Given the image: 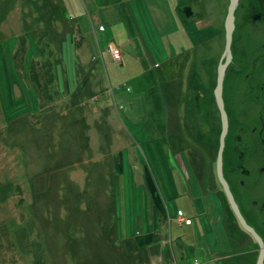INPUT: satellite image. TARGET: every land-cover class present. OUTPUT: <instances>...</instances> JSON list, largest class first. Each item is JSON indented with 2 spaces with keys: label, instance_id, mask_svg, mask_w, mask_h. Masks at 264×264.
<instances>
[{
  "label": "rangeland",
  "instance_id": "obj_1",
  "mask_svg": "<svg viewBox=\"0 0 264 264\" xmlns=\"http://www.w3.org/2000/svg\"><path fill=\"white\" fill-rule=\"evenodd\" d=\"M175 1L0 0V264H160L151 249L154 259L140 258L138 238L166 245L178 264H238L248 254L256 264L259 244L229 202L222 203L223 224H203L207 214L192 210V226L176 225L201 192H190L184 178H192L178 174L175 162L196 169L190 145L211 141L203 135L209 121L219 134L218 66H209L222 39L209 33L174 41ZM186 3L191 20L201 13L217 26L227 0ZM249 8L236 10L222 82L231 145L239 126L254 146L264 135V25L246 20ZM110 41L124 43L121 59L109 54ZM203 98L214 104H203L206 120L202 108L183 109ZM179 138L191 143L187 149L175 146ZM208 154L201 150L205 166ZM259 189L244 192L242 183L231 193L264 247V185ZM215 198L207 193L204 203L221 218ZM182 247L185 258L176 251Z\"/></svg>",
  "mask_w": 264,
  "mask_h": 264
},
{
  "label": "bare ground",
  "instance_id": "obj_2",
  "mask_svg": "<svg viewBox=\"0 0 264 264\" xmlns=\"http://www.w3.org/2000/svg\"><path fill=\"white\" fill-rule=\"evenodd\" d=\"M187 0H184L181 4V6H179L178 10H174L173 12H176L178 17H179V32H182L183 38L185 41H190L193 37L198 41L200 40V36L201 35H206L207 38H209L208 36H210L209 33H213L216 34V37L222 39V46L220 48L219 53L217 54L218 56L216 58H214L215 60L212 61L211 65L209 66L210 68L218 66L219 62H220V58L221 55L224 52L225 49V20L227 17V13H228V6L230 3V0H227V5L225 8V12L223 14V16L221 18H218L216 20L218 21L217 26L214 25L213 19H208L207 17H203L202 18V14L199 13V16H197L196 20H191L190 18L195 16L194 11L192 9L191 6H189L188 3H186ZM258 3H252V0L248 1V0H238L235 8L233 10V20L232 22L234 23V29L232 31L231 34V45H230V50L232 47V42H233V32L235 30V13L236 10H238V8H242L243 11H245L247 9V6H249V11L245 12V17L246 20L249 21L252 24L255 25H260V21L262 22L261 24L264 25V5L261 4L263 0H258ZM177 0L175 1L176 4ZM241 2L243 5H241ZM179 3V2H178ZM186 3V4H185ZM187 20H185V18H187ZM206 20V21H205ZM199 21H203L202 23H200ZM208 21V22H207ZM204 25V26H203ZM198 26H203L206 27V31L205 29L199 30ZM213 28V29H212ZM105 27L100 23V25H98V30L100 31H104ZM212 29V31H211ZM263 31L264 28L262 27ZM174 41L180 40L177 38H173ZM264 41V40H263ZM108 51L109 54L112 56V58L114 60L115 57H117V59H121V50L119 48V46L117 45H109L108 46ZM231 54H232V50H231ZM224 62V60H222V63ZM232 63V55H231V61L228 63L227 68H229L231 66ZM157 65V64H156ZM195 102V104L193 103V106H187L184 105L183 109L188 110L191 109L193 114H196L195 112V107L197 108H202L203 104H208V107H214V104L212 102V100L210 99H204L203 100H198L195 99L193 100ZM201 101H203L201 103ZM217 107V104H215ZM218 108V107H217ZM214 116L213 118L216 121L220 122V128L219 130V134L215 135V131L216 129H211L210 126L211 125H217V123H213L214 121L210 122L209 120V127L206 125L205 126V131L203 132L205 136L211 135L213 138L211 139L210 142H205L202 145L199 144H195V145H190V149L189 151H191V153L194 156V160L196 163V169H192V167H190V163L188 166H186L185 164L182 163H178L175 162V167L176 170L178 172V174H183L184 172H187L185 176H193L195 178L196 181V188L195 186L193 187V190L196 192V190H199V192H201L199 194V197L197 198V200L203 201L205 195L207 194V189H210L212 187H216V189H223V185L220 182V178L218 176V169H216V162L217 159L219 158V148H220V141H219V137L221 135L222 132V116L219 112L214 111L213 112ZM227 114V113H226ZM205 112H204V108H202V110L200 111L199 117H202L205 119ZM197 118V117H195ZM226 127H225V131H224V143L222 146V149L220 151L221 153V159H220V168L222 171V176L224 179V183L227 184L228 189L232 192V186L236 188V184H238V186L240 187V181L242 180L246 190L244 192H248V191H253L254 193H256L257 195L260 194V187H262L264 185V139L259 140V142L255 145V152H254V160L252 159L251 155H247V153L245 152L246 150H253V148H243L240 150L235 151V144L233 142V144L231 145L230 141L228 140V136L229 134L233 131V128L231 127V123H230V118L229 115H226ZM201 120V119H199ZM206 120V119H205ZM202 121V120H201ZM182 124H190L189 125V129L191 130L192 125L189 121H183L181 120ZM168 129H172V127L168 128ZM244 130L243 127L239 126L237 129H235V133L237 134V136L239 137V139L241 140H245L247 137H245V135H241L238 131ZM264 132V130H263ZM82 132L79 131V134H81ZM170 136V135H169ZM177 138V137H174ZM218 138V139H217ZM174 140V139H173ZM178 144V145H177ZM187 144H191L190 142L184 140V139H178L176 141V147L178 149H181L182 151L184 149H187V147L185 145ZM201 150H207L208 151V156L210 155V158L208 160V162L206 163V166L204 165V156L201 155ZM237 154H242V159L239 160L237 159ZM234 154V157L232 158V160L230 161L232 155ZM170 162L174 161L173 157L170 158ZM210 163H214V172H212L213 170H211L209 165ZM203 165L204 170H209L207 171L208 173L211 174L210 178L207 176L206 171L200 172L199 170V165ZM228 166V168H227ZM187 169L188 167H190L189 171H184L185 168ZM195 173V174H194ZM200 176H205L207 178L206 181H202V178ZM180 178H184L181 175H179ZM236 182V184H235ZM219 185V186H218ZM149 186V185H148ZM237 190V189H236ZM191 192V191H190ZM205 193V194H203ZM233 199L236 200L238 199L237 195L232 194ZM43 196H41L42 198ZM229 200H228V196L226 194L225 191L220 192V194L218 196H216L215 200L213 201V206L216 207L217 204H222V203H226L228 204ZM236 202V201H235ZM238 206V204H237ZM163 209V208H162ZM194 210L191 207H189V210H186V212L192 211ZM162 212V210H161ZM184 212V213H183ZM184 211V209H181V211L179 212V214H181L180 216H177L178 219L181 220L182 223H186V225L191 224V222L194 220L192 217H190L187 213ZM161 217H169L166 216L164 214H161ZM171 218V217H170ZM243 227V226H241ZM219 226L215 225L214 228H212V231L214 233H218L219 231ZM243 237V234H236L234 235V239L235 240H239ZM254 256V254H248L247 257L244 260H240L237 259L238 264H248L251 262V257ZM234 256H228L229 259L233 258ZM228 258H224L222 259L223 261L228 259ZM238 258V257H237ZM196 258H194L192 260V264H196ZM257 261V259H256ZM255 261V262H256ZM264 261V258H263ZM176 264L177 260H176Z\"/></svg>",
  "mask_w": 264,
  "mask_h": 264
},
{
  "label": "water",
  "instance_id": "obj_3",
  "mask_svg": "<svg viewBox=\"0 0 264 264\" xmlns=\"http://www.w3.org/2000/svg\"><path fill=\"white\" fill-rule=\"evenodd\" d=\"M238 0H230L229 6H228V13H227V17H226V22H225V49L223 54L221 55L220 58V62L218 64V68H217V80H216V86L214 88V98L217 104V107L219 109V113L222 116V132L221 135L219 137V141H220V148H219V155H218V159L216 162V169H218V176L220 178V182L222 183V187L223 190L226 192L227 196H228V200H229V204L230 207L232 208L234 214L237 216L238 220L240 221V223L243 225V227L248 230L249 232L252 233V235L255 237V239L257 240L258 244H259V252H258V256H257V261L256 264H263V258H264V247L263 244L259 238V236L255 233V231L248 226L244 219L241 216V213L238 209L237 203L235 202V200L233 199L232 193L231 191L228 189L227 184L224 183V179L222 176V171L220 168V159H221V149L224 143V131H225V127H226V112L224 110V104H223V97H222V82H223V77L224 74L226 72L228 63L231 61V50H230V45H231V34L232 31L234 29V23L232 22L233 20V10L235 8V5L237 3ZM222 60H224V62L222 63Z\"/></svg>",
  "mask_w": 264,
  "mask_h": 264
},
{
  "label": "crops",
  "instance_id": "obj_4",
  "mask_svg": "<svg viewBox=\"0 0 264 264\" xmlns=\"http://www.w3.org/2000/svg\"><path fill=\"white\" fill-rule=\"evenodd\" d=\"M184 0H177V2H176V4H174V6H175V8H174V10H178V8H179V6H181V4H182V2H183ZM179 2V3H178ZM55 10L54 9H51V8H49V10H48V12L49 13H51V12H54ZM204 26V25H203ZM203 26H198V28H199V30H202V29H205L206 27H203ZM105 30V29H104ZM205 31H206V29H205ZM172 34H174V33H176L175 34V36H177L178 37V39H180V38H182L183 37V35H182V32H179V29L178 28H175L172 32H171ZM220 36V35H219ZM203 38H207V36L206 35H201L200 36V39H203ZM128 40V39H127ZM127 42V41H126ZM111 44H113V45H117V46H119V47H122V45L124 44H119L118 42H115V41H110L109 43H108V46L109 45H111ZM182 152V151H181ZM180 155H181V153H180ZM173 158L174 159H177V154L176 155H173ZM192 169H194V168H192ZM195 174V173H194ZM210 176H211V174L209 173V178H210ZM184 177H186V176H184ZM189 178H192L191 180H188V179H186V178H184V181H189L188 182V188H189V190L191 191V192H195L194 190H193V187L195 186V188H196V181H195V178L193 177V176H189ZM145 183L147 184V185H149L148 184V182L147 181H145ZM194 185V186H193ZM209 190V191H208ZM207 193L208 194H212V195H215V196H218L220 193H219V189H216V187L214 186V187H212V188H210V189H207ZM218 193V194H217ZM203 194H205V193H203ZM217 194V195H216ZM199 197V195H197V194H194L193 193V196H192V208L196 211V212H198L199 214H201L202 216H204V215H206V218H205V220H204V222H203V224L204 223H207V224H209V222L210 221H213V222H215V223H221V224H223V222H224V217H223V214H224V209H223V206H222V204H217V210H220L219 211V215H220V217L221 218H219L218 216H216V213L215 212H213L212 211V214H211V212L210 211H207V210H211V209H208L207 208V204L206 203H204V199H203V201H200V200H197V198ZM187 213V212H186ZM187 214H190V213H187ZM190 216V215H189ZM170 218V217H169ZM225 221H227L228 223H231L230 222V220L228 219V220H226L225 219ZM194 224V220L191 222V224H189V225H186V224H184V223H182L181 225L180 224H176V225H179V226H185L186 228L187 227H190V226H192ZM204 233V232H203ZM138 251L139 252H143V254L141 255L140 253H139V256H140V258H144V259H147V258H151V259H154V258H152V257H149V254L147 253V251L149 250V249H151V250H153V251H155V253H156V256L155 257H159V259H160V264H176V255H174V256H172L171 254H169V252H168V250H167V247H166V245H164L162 248H160V246H156V247H154V246H145L146 244L145 243H142L141 242V239L139 240V238H138ZM184 247H182V248H180V249H176V251L179 253V256H180V258H185L184 257V255H185V253H184V249H183ZM174 259V260H173ZM251 259H253L252 257H251ZM251 262H252V260H251ZM250 262V263H251ZM250 263H248V264H250Z\"/></svg>",
  "mask_w": 264,
  "mask_h": 264
},
{
  "label": "flooded vegetation",
  "instance_id": "obj_5",
  "mask_svg": "<svg viewBox=\"0 0 264 264\" xmlns=\"http://www.w3.org/2000/svg\"><path fill=\"white\" fill-rule=\"evenodd\" d=\"M261 139H264V135H262V138H260V140ZM234 144H235V151L243 149V148H253V150H246L245 152L247 153V155H251L252 159L254 160V152H255V148L254 147L255 146L251 142L238 139L237 142H234ZM242 155H243V153L242 154H237L236 153L237 159L241 160L242 159ZM240 182H241L240 184L243 183L242 180Z\"/></svg>",
  "mask_w": 264,
  "mask_h": 264
},
{
  "label": "trees",
  "instance_id": "obj_6",
  "mask_svg": "<svg viewBox=\"0 0 264 264\" xmlns=\"http://www.w3.org/2000/svg\"><path fill=\"white\" fill-rule=\"evenodd\" d=\"M212 98V97H211ZM213 101V100H212ZM209 140V139H208Z\"/></svg>",
  "mask_w": 264,
  "mask_h": 264
}]
</instances>
